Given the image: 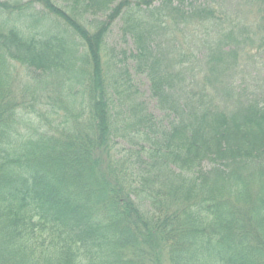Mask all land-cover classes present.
<instances>
[{
    "label": "trees",
    "instance_id": "obj_1",
    "mask_svg": "<svg viewBox=\"0 0 264 264\" xmlns=\"http://www.w3.org/2000/svg\"><path fill=\"white\" fill-rule=\"evenodd\" d=\"M223 14L0 0V264H264V81L224 77Z\"/></svg>",
    "mask_w": 264,
    "mask_h": 264
},
{
    "label": "rangeland",
    "instance_id": "obj_2",
    "mask_svg": "<svg viewBox=\"0 0 264 264\" xmlns=\"http://www.w3.org/2000/svg\"><path fill=\"white\" fill-rule=\"evenodd\" d=\"M211 3L213 7L220 9L224 13L221 19L224 21L223 27L225 30H232L234 35L238 40L243 42L245 34L248 33L249 40H252L253 43H249V40L245 42L244 48H239V53L236 57V64L230 72L226 71L227 78L230 75L236 74L235 80L238 81V85L244 84L246 81L242 78H247L246 82L250 89H254L252 84L253 80H259L260 82L264 81V51L258 49V31L257 24L260 21L259 12L253 2L248 0H207ZM119 22L113 24V27L110 33L107 36L108 45L125 47L124 42L122 41L119 34ZM212 30H214L212 28ZM211 30H209L210 32ZM207 49V46H206ZM200 66V72L198 71L197 75H200V78L205 77L206 67L202 62ZM23 76V74H22ZM21 76V77H22ZM20 77V81H21ZM200 78H197L199 81H202ZM245 81V82H244ZM22 82H25L23 77ZM142 82V80H140ZM141 88L145 90V85L140 83ZM264 90V87H263Z\"/></svg>",
    "mask_w": 264,
    "mask_h": 264
}]
</instances>
